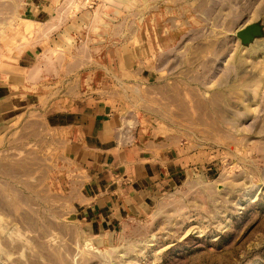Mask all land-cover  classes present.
<instances>
[{"label": "rangeland", "instance_id": "374dc122", "mask_svg": "<svg viewBox=\"0 0 264 264\" xmlns=\"http://www.w3.org/2000/svg\"><path fill=\"white\" fill-rule=\"evenodd\" d=\"M63 1L74 39L50 52L89 53L93 71L114 68L120 46L148 45L150 124L197 167L151 211L98 231L77 216L74 167L18 135L0 141V264H264V37L236 36L264 23V0ZM90 76L96 88L102 75Z\"/></svg>", "mask_w": 264, "mask_h": 264}, {"label": "crops", "instance_id": "0c3cea01", "mask_svg": "<svg viewBox=\"0 0 264 264\" xmlns=\"http://www.w3.org/2000/svg\"><path fill=\"white\" fill-rule=\"evenodd\" d=\"M72 8L63 0L0 1V141L18 135L21 145L34 141L58 165L74 167L85 179L74 175L70 184L82 203L77 216L111 231L151 211L186 178L197 153L150 124L148 45L120 46L114 68L93 71L85 63L89 53L50 52L56 41L74 39ZM92 73L102 75L98 81L111 74L134 81L129 88L100 81L93 88Z\"/></svg>", "mask_w": 264, "mask_h": 264}, {"label": "water", "instance_id": "95a60500", "mask_svg": "<svg viewBox=\"0 0 264 264\" xmlns=\"http://www.w3.org/2000/svg\"><path fill=\"white\" fill-rule=\"evenodd\" d=\"M236 36L242 45L248 46L254 40L264 37V23L258 19L236 30Z\"/></svg>", "mask_w": 264, "mask_h": 264}]
</instances>
